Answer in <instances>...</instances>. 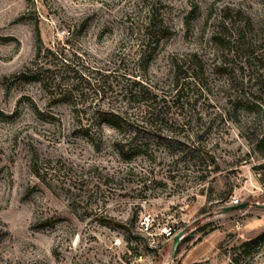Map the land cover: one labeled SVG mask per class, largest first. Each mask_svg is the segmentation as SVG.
Listing matches in <instances>:
<instances>
[{
  "label": "rangeland",
  "instance_id": "obj_1",
  "mask_svg": "<svg viewBox=\"0 0 264 264\" xmlns=\"http://www.w3.org/2000/svg\"><path fill=\"white\" fill-rule=\"evenodd\" d=\"M263 134L264 0H0V264H264Z\"/></svg>",
  "mask_w": 264,
  "mask_h": 264
},
{
  "label": "trees",
  "instance_id": "obj_2",
  "mask_svg": "<svg viewBox=\"0 0 264 264\" xmlns=\"http://www.w3.org/2000/svg\"><path fill=\"white\" fill-rule=\"evenodd\" d=\"M38 50H39V48H38ZM37 54H38V52H37ZM259 143H264V134L260 138ZM186 240H187V236H184L182 238V240L180 241L178 247L180 246V244L182 242H184ZM263 242H264V230L261 233H259L257 236H255L254 238H252V239H250L248 241L243 242V244L241 245V248L243 249V248H245L247 246H250V245L256 246V245L261 244ZM178 247H177V249H178ZM177 249H176V251H177ZM244 253H245V251H239L236 255H234L230 259V261L227 264H238L237 263L238 262L237 257L240 256V255H242V254H244Z\"/></svg>",
  "mask_w": 264,
  "mask_h": 264
},
{
  "label": "water",
  "instance_id": "obj_3",
  "mask_svg": "<svg viewBox=\"0 0 264 264\" xmlns=\"http://www.w3.org/2000/svg\"><path fill=\"white\" fill-rule=\"evenodd\" d=\"M247 205V203L244 204H240V205H229L227 207H225L223 209L222 212H228V211H233V210H237V209H241L244 208ZM257 207L263 208L264 209V205L261 204H254ZM185 236V232L183 230L179 231L178 233H176L173 237V242H172V251H171V256L175 257L176 255V249L180 243V241L182 240V238ZM166 264H171L170 262L166 263Z\"/></svg>",
  "mask_w": 264,
  "mask_h": 264
},
{
  "label": "built area",
  "instance_id": "obj_4",
  "mask_svg": "<svg viewBox=\"0 0 264 264\" xmlns=\"http://www.w3.org/2000/svg\"><path fill=\"white\" fill-rule=\"evenodd\" d=\"M232 202H234V204H235V203L237 202V200H236V199H233ZM161 232H162L164 235H166V236H170V235H171V230H170V228H169V227H166V226H163V227L161 228Z\"/></svg>",
  "mask_w": 264,
  "mask_h": 264
}]
</instances>
